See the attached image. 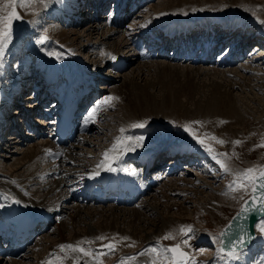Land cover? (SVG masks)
<instances>
[{"label":"rangeland","instance_id":"1","mask_svg":"<svg viewBox=\"0 0 264 264\" xmlns=\"http://www.w3.org/2000/svg\"><path fill=\"white\" fill-rule=\"evenodd\" d=\"M113 1L114 0H112L111 3H115ZM214 1L201 0L200 2H196L195 7L191 8L189 11L181 9L180 12H184V13H179V11H175V12L173 11V12L175 15L194 13V16L203 15L205 13L212 12L213 14L221 15L226 22L228 21L230 22L239 16L240 17L243 16L245 18L247 17L250 20L256 19L258 23H252L253 26H258L259 21L264 20L258 14L261 10H264V6L262 5L264 3V0H255L256 2H258V4L255 5L256 7L254 6V8H252L251 6L250 7L248 6L249 8L247 9L245 7H244L245 9L241 7L240 4L234 6L231 3V0H214ZM146 4H148V6ZM146 4L143 5V8H141L142 6L140 7L141 10L140 8L138 9L140 10L139 11L140 13L142 10L145 11V14L143 12L142 13L143 15L141 14L138 18H135L137 17L135 16L138 14L137 12H136L137 14L134 12L135 14L133 13V16L132 14L130 15L128 14L126 21L118 25V30L113 35L114 38H112L111 42L115 40H119V37L122 38V35H124L125 32L128 33L130 29L132 30L129 32L128 37L129 35L136 34V32L138 31V27L143 28L144 25L149 23V21H153L156 19L155 15L153 14L155 11L160 12V11H164L165 8H167L166 0H150ZM49 5H51V3H49L47 7H44V5L40 2V0H32V3L28 4V6L26 7H21L19 3H17L16 5V11L20 16V19L13 20L12 22L13 24L12 39L5 50L3 59L0 60V88L2 87V89H4L5 92H7L8 90L10 92L11 91L13 92L14 88L12 86L13 85L18 86V83L16 82L19 77V74L26 73L29 75L32 72H34L36 69H40L41 72L40 73L38 72L39 75L35 76L34 79L33 78L27 79L28 82L25 85L26 90L24 91V95L20 96V98L22 99L23 96L25 97L23 98V100H20L19 102L17 100L18 104H16L17 102H15L14 98L20 93V90L16 89L18 90V92L14 91L15 92L14 95H12L13 93L10 94V96L8 95L7 98L9 97L10 98L7 99L5 101L6 103L4 104V108L8 107L6 110L7 113L10 108H13L14 110L15 108H17V110L20 109L24 110L25 106L29 107V109L33 108L34 106L35 107L38 106L37 103H32L31 99L34 97L35 91H37L36 86L38 85V82L44 80L43 78L44 72H42V70L45 69V67L40 68L39 66L43 64L42 62H44V65L51 67V64H47V58L50 56L48 55V52L59 53L60 57H63V55L61 54L64 52V49L63 47L55 43L56 41L55 35H58L62 30L65 29H66L65 31L70 34V38L73 39L71 41H75L74 44L75 46L72 52L74 54L73 56L76 57V61L82 65L84 64L87 67V70L94 73L93 75L96 77V81L98 80L95 86L97 90L96 91L97 94L94 95V97L97 96L104 98L105 95L103 94V91L105 92L106 96H110L112 89H110L109 86L111 88L116 87L121 85L125 81H134L135 83H137V85H141V86L145 85L147 82L150 81L157 82L158 81L157 70H159L158 68H160L161 66H162L161 68L166 67L167 70L174 68L175 70L180 72L179 75L183 76V78L182 76L180 78L183 81L185 80L184 76L186 74H182L181 72L184 73L187 72L186 69L183 68L182 66L186 64L187 65H191V64L188 61L178 60L165 55H161V56L156 55L148 58L136 56L133 60H130L132 59V57L129 59L127 57V59L130 61L127 62V64L123 66V68L121 69L115 68L114 65H112L108 60L107 62L103 61L102 56L100 54L102 48L100 45L101 43L99 41L101 40L100 38H102V35L104 34L106 28L108 26H109L108 28H110L111 26L109 24H107L105 27L102 26L104 25V22L108 23L107 12L104 11L107 8L104 7L103 10L101 9L103 13H101L100 16H97V12H95L96 9L94 7L93 10L95 12V16H91L88 19L81 22L80 20L67 21L62 13L61 15L54 16L52 10L49 9L50 8ZM11 8L12 6L10 0H0V14H7V12L11 11ZM188 8H190V6ZM33 20H35L36 23H29V21H33ZM136 20L138 21L135 22ZM134 26H136L137 28ZM89 27H93L94 31L96 32L89 33ZM261 27L264 28V24L260 23V27H259L260 30H263ZM146 33H150V32L146 30ZM75 34H77L78 36L77 40L73 38ZM248 34L252 35L254 33L247 32L246 35ZM41 36H46L47 40L45 41L44 44L38 45L36 43V40ZM135 36L139 38L138 34H136ZM144 37H146L145 34ZM255 37L256 39L254 41L252 40L250 44H248L245 47L243 53L244 55L242 54L243 56L241 58H238L237 61L234 62L231 66L228 65L220 68V66H217V64L215 63L214 64L199 63L202 64L204 67L209 66L211 68L214 67L219 68V70H221L222 73L224 74H221V71L215 74L213 70L211 71L206 70L205 73L203 72L201 73V75H199L198 78L197 77L195 78L196 79L195 83H198V86L200 87L198 90L199 92L196 91L193 98H189V96L186 95L181 96L180 99L183 104L182 107L183 110L190 112L192 116L189 113H188L189 116L187 114L182 115L181 113L171 115L172 113L170 114V112H167L165 109L164 110L151 109L149 112L144 113L145 115H143L142 117L141 121H147V124L144 128L135 127V128H131L128 131V132L133 131L138 135L144 136L146 138L145 140H147L148 143H152V145H156V144H159V146L162 145L161 149L166 147H171L170 145H173V143L175 142H177L176 144L189 143L192 146L194 145L193 147L195 146L198 147L199 150L198 153L191 156V158L189 157L187 160H183L184 164L182 168H178V170H176L178 173H176L175 171L174 175L171 174L172 177H174L175 179L172 178L173 180H171L169 176H166V178L165 177L161 178V176H159V178L157 179L156 172L159 169H153L152 171H150L151 172L150 177H148V179L146 178V180L149 181L152 180V178L153 179L156 178L157 179V180L155 179L156 182H154L153 185L147 187L148 188L147 192L144 193L143 195H140L138 200H136L135 203L132 205H118L116 203L114 204V202L111 201L101 203V202H94L93 200L83 203V201L81 200L79 201L77 199L75 200V198H68L66 201L67 204L61 203L60 207L67 205L70 206L71 208L66 207L63 211L61 209H58L57 214L52 213L54 214L53 217L55 219L52 222L53 224L51 223V225L44 233L41 234H39V232L37 233L39 237L36 236V238L37 237L38 238L34 239V242L32 243L31 247L22 257L12 258V259L3 258L2 261L0 260V264H5L6 261L8 263L13 261H20V263L23 262L26 264H36L38 257L44 256L43 254H46L48 252L45 250L46 249L45 244L47 243V245H49L48 243L50 239L52 240L59 238L58 237L59 229L57 225L58 223L60 224L61 222L62 223L64 222V225H62L64 232L63 235L67 240L70 239L69 241H72L73 237L76 234L84 233L87 230L93 232L94 230L97 229L99 231L98 229L99 227L107 226V225L108 226L115 225L112 227L113 229L117 227L119 229H123L124 231H128V234L119 232V230H117L118 232L116 233H113L111 231H108L106 234L101 233L94 238H89L91 240V241L89 240L90 243L89 241H86L87 239L86 240L84 238L81 239L82 241L86 242L85 247L87 248H89L92 242L95 243L91 244V246L99 244L97 247H101L102 245L108 244L109 242H111V239H113L112 242L116 244V249H115L116 252L114 251L110 254L101 256L99 260H95L94 262L98 264H119L121 259L130 256H134L136 257L135 260H138L139 258H142L144 255L146 256L147 255L146 252H150V251H146L147 249L155 248L163 251L165 248H168L169 244H181L182 249L188 252L189 255L192 257V260L189 261V264H264V242L261 241L260 239H259L260 243L258 244V247L252 250L250 254L245 255V257H240L238 255L241 254H238L237 259L235 258L233 260H229L231 259L230 257L218 252V249H220V244H218V242H220V237H219L220 231L234 216V214L240 209L242 203L249 196L251 192V189H249L247 193L244 191H233L228 187L229 184L235 178V173H237L238 171L248 168L260 169L264 167V146H262L264 145V63L262 61L258 63L252 61L255 58L257 59V56L255 55L264 53V36L256 35ZM151 38L153 39L154 37ZM111 42L109 45H111ZM223 43L226 44V42ZM228 45H231V42L226 44V47ZM250 48L252 49V51L249 54L248 51L251 50ZM121 50L123 52L125 51L124 53L129 55L130 50L128 48L123 47ZM158 50L160 51V48ZM21 52L24 54L21 56H17ZM251 56H253L252 60H251ZM31 63H33L32 66ZM143 63H147V64L146 66L143 67L144 70L142 71L141 66L143 65L141 64ZM168 63L175 64V66L169 65ZM26 64H29L27 69H29L30 71L24 69L26 67ZM176 64L180 68L176 67ZM194 65H198V64H194ZM21 66H23V69H18ZM55 66L61 67L59 65H55ZM139 66H140V70L138 68ZM225 69L226 71L230 70V72L229 71L223 72V70ZM201 71H205V70H201ZM139 72L140 75H138ZM236 75L240 76L243 80L242 79L239 80L240 78ZM2 76L6 78L2 79ZM163 79H165L166 81V79L168 80L171 78L170 76L167 78V73L165 72ZM230 79L232 82L230 81ZM251 81L252 83L254 82L253 85H251L252 83L250 84ZM171 82L175 83L176 81L173 80ZM171 82H168V84ZM215 82H218L221 85H223L222 91H225L226 89V92L228 91L232 92L233 99L242 113L243 119L241 122H236L234 124L233 126L234 130L230 131V130H222V129L226 127V125L229 122L233 125L235 120L233 119L230 120L229 118L224 119V117H220V118L213 117L212 119V117L208 118L207 116H205L207 112L199 111L200 110L199 106L208 105L206 104V101L209 99L208 96L211 95V90H212L211 88H213V84L215 85ZM246 83H248L250 87L246 88V86H242V84H246ZM159 84L156 85L154 88H150L149 90L156 100L163 103L164 100L162 98L164 97L165 95L164 93H166L168 88L163 86L164 84L166 85V82H162V84L161 83ZM175 84H173V86H178L177 84L176 85ZM102 85L106 86L107 88H103ZM5 94H3L4 97L6 96ZM93 98H91V101L93 100ZM172 98L174 99L173 95ZM119 101H122V99ZM209 101H211V99H209ZM6 104L8 106H6ZM119 107H120V102L115 103L113 107L112 106L111 107L108 106V108L106 106L103 107L102 111L103 109L104 111L101 116L102 118L101 117L99 118L98 123L93 125L92 130L88 134L89 136L87 138L88 140L89 139L90 140L84 142L85 144H83L81 139L72 143L67 147V148L72 147L68 151L67 155L69 156V154L73 150L74 151L83 150L84 152H82V154H84L86 151L95 154V155L89 154L90 155L89 160L97 159V155L99 151L102 149V146H105L106 143L112 142L111 138L109 139L106 137L111 136L113 133H115V131L109 128L107 125L110 122V120L113 119L114 117L113 115L116 114V110H118ZM44 108L46 109L45 106ZM38 110H40V112L38 113L33 112L29 119L34 124H36V126H39L41 129H43V126L46 127V130H44L46 132V135L44 134L45 135L44 137L32 133L27 128L28 124L26 126L28 119H25V114L24 113L21 114L19 113V111L16 112V110L13 111L11 115L12 118H10V120L14 119L13 116H15L17 120L19 119L20 124L22 123L21 121L23 120L24 122L23 127H25V130L22 133L24 134V136H22V134H19V132H17L15 128H12L14 122L10 121L9 127H7V124H4V130L0 136V173H3L8 177L13 175V178L14 177L18 178L19 175H23L27 173L26 172L27 168L25 166V163H27L29 160L27 158V155L32 151L33 145L37 144L38 142H42V141L45 142V140L49 137L48 131H51V127L53 123L50 124L49 119H46V116H43L46 114V112L44 111L42 106L41 108L39 106ZM7 113H5V115L3 116L6 117ZM5 117H3V119L4 121H7ZM41 118H42L41 121H46L45 122L46 124L48 123L47 126H45V124L43 126L41 125L39 121ZM3 119L1 118L0 123L4 122ZM52 119H54V117H52ZM115 119L118 122L119 118L116 117ZM197 121L199 123H195ZM185 125H187L189 128L192 129L196 137H200L204 139L205 144L211 147L212 152L207 151L204 146L197 143L196 139H194L192 134L184 131ZM19 126L21 129V125ZM164 130H166L167 132ZM10 136H12L13 138H10ZM149 136L155 137L154 140L151 141ZM213 137H215L216 139H213ZM157 139H159L161 142L157 141ZM221 140L224 142L219 143L218 141ZM236 141H239V143H236ZM95 142L96 143L99 142L102 146L100 144H97V146L100 145L98 149L92 150L93 146L91 147V144ZM144 142L146 144V141ZM148 148H149V144H148ZM75 153L72 154L73 156H76L74 160L77 161V163H80L81 160H79L78 158H80L81 155H77ZM215 153L226 154V155L218 156L216 159L221 160L231 170L230 172L227 173L224 172L223 169H221L220 165L216 162V159H213V155ZM170 157L171 156H167L166 159H169ZM156 161L162 162L160 157L156 158L153 163L155 164ZM70 163L67 165L68 167H71ZM45 167L46 165L42 163V169L41 171H39V173H41ZM209 169H213V171L211 172L209 171ZM79 171H77V173H79ZM163 171L165 170L162 169L161 174L163 175L164 173L166 175L167 172H163ZM79 174H81V172ZM205 177H207L206 180L210 182L212 187L209 186V188H203V187L198 188L196 185H199L201 180H203ZM71 178L74 179L73 177ZM186 178L198 179L194 183L196 185L185 184L183 180ZM178 179H182V181L176 183L175 185L178 188L189 187L191 191L190 193L183 192L182 194L179 195L173 193L171 195V193L166 192L167 189H169L171 186L170 182ZM166 183L167 185L164 187L166 189L165 191L163 186ZM19 188L22 189V187ZM26 188L29 190V192L32 191V189H29V187L26 186ZM197 188L198 190H196ZM225 190H228L229 192L226 195H224L225 196L224 198L227 199L225 200L224 204L220 203L217 200L212 199L215 193L217 194L219 192L220 193L226 192ZM23 191L26 192V190ZM170 195L171 197H173V199L170 198ZM144 199L146 201L145 203L152 205V207H154L155 205L156 208V211L154 209L153 214H149L146 216L147 217L145 221L146 225H144L145 223L143 222V220L138 221L137 219L135 221V217L132 215L133 211H131L132 208L135 206L136 207L138 206L137 208L142 210L144 206H142L141 200ZM186 199H189L192 202L191 201L187 202ZM198 202L210 203V205L207 206L206 208H201L196 205ZM54 203L55 202H53V204ZM175 203L177 204V206H175L176 205ZM79 204L80 207H77ZM180 205H183L185 209L186 208L187 209L186 210L181 209ZM114 206L116 207L115 213H120L119 217H115L114 215H112L111 208H114ZM214 207L226 209L224 213H222L225 219L222 218L223 220L220 223H216L215 219H213L214 220L213 221L211 216L210 217L208 216V212H206V210H213ZM125 208L127 209L125 210ZM78 210L82 212V216L78 221L74 222L71 216H74V214L76 215V212ZM125 211L126 213L128 212V214L123 215ZM176 217H186L182 219L188 220L189 222L179 224L178 226H175L171 230L162 232L160 236H156L154 239H151L150 244L148 245H146L147 241L144 243H137L134 239L130 237V235H132L130 233L134 232L138 234L137 231H139V235L141 234L145 235L146 233H148V229L149 232H151V230L154 229L157 223H160V225H162L164 220L174 219ZM261 222H264V218L261 219L259 223H257L256 231L258 233V236L260 235L259 237L262 239L264 238V232H261L259 228ZM182 225H191L194 230V235L192 233H189V235L192 236V239L189 241L188 245H184L182 243V241L187 238L179 232V229ZM168 234H171L174 238L164 239V237ZM48 235H50V238H48V240L46 239L47 241H43L44 238H46ZM101 236L105 237V239L98 240L97 237H101ZM124 237H127L128 239L125 240L123 239ZM69 241H67V243L71 244ZM54 243L53 242L50 243V245L53 244L54 245L53 247H55L51 250V252L55 251L56 248H60L59 245L63 244L62 242L61 243L58 242L56 244ZM201 249H203V251H200ZM102 251L107 253L109 250L106 248ZM142 252L144 254L140 255L139 253ZM50 253L49 255L43 258L45 259L44 263H47L50 260L53 261L52 257L56 255V253L54 255H51ZM58 253L61 254L60 252ZM150 254L152 256H157V254H153V253ZM94 255H99L98 250L94 249ZM40 261L42 260L40 259ZM125 262L129 263L130 261L128 262V260H125ZM137 264H148V262L147 260H144L143 257V259H141L140 262L138 261Z\"/></svg>","mask_w":264,"mask_h":264},{"label":"bare ground","instance_id":"2","mask_svg":"<svg viewBox=\"0 0 264 264\" xmlns=\"http://www.w3.org/2000/svg\"><path fill=\"white\" fill-rule=\"evenodd\" d=\"M148 1H150V0H145L144 2H148ZM200 1L201 0H196V1H194V0H168L167 1L166 0V5H167L166 7L167 8H165L164 11H160V12H157L154 10L155 12L153 14L155 15L156 19L153 21H149V23L144 25L143 28L138 27V31L136 32V34L139 33L140 37H144L143 35L146 33V30H148V32H151V31L152 32H158L161 35V38L163 41V45L161 46V44H160V46H159L160 50L164 49L165 52L166 51L168 52V56L172 57V58L178 52V49H179L178 45L180 47L182 45V44H180V43H182V40H184L186 37H188L190 35H191V38L189 39V41H186L183 44V46H186V49L184 50L183 53L190 52L194 49L195 46L192 45L191 41H193V42L196 41V38H194L192 36V34L195 32L198 33L197 41H202V42H204V44L207 43L206 45H202L203 43H201L200 52H202V51L204 52L205 48L209 45L208 49H209L210 55H212V52H215V48H216L217 43L226 42V44H228L229 42H231V45H229L227 49L222 50V51H224L223 53L221 51V52H217L216 55H215V53L213 54V57L216 56L219 58V59L217 58L219 64L223 61L238 59V56L242 52V50H244L245 47L248 44H250V42L252 40L254 41L256 39V37H255L256 35L264 36V28L261 27L263 30L259 29L260 23L258 25L259 27L252 25V23H258V21H256V19L250 20L247 17L245 18L243 16L242 17L239 16L230 22L229 21L226 22L221 15L213 14L212 12H208V13H205L203 15H197V16H194V13H190V14L185 13V14H178V15L174 14L175 11H179V13H184V12H180L181 9L189 11L191 8L195 7L196 2H200ZM207 1H210V0H207ZM212 1H214V0H212ZM109 3H110V0H59V2H52L51 5H49V7H50L49 9L52 10V13L54 16L61 15V13H62L67 21L68 20L69 21L70 20L71 21L80 20L81 22H83L84 20L88 19L89 17L95 16V12L93 10L94 7H96L98 9L97 16H100L102 13L101 9L103 10L104 7L108 8ZM135 3L138 4L137 7L135 8L137 10L141 6H142L141 8H143V5H145L142 3V0H135ZM231 3L234 6H236L237 4H240L241 7H243V8L245 7L246 9L249 8L250 6L252 8H254V6L258 4V2H256L255 0H231ZM120 4H121V1L119 0L118 4L115 6L113 12H116V10L119 8ZM160 4H162V3H160ZM146 5L148 6V4H146ZM262 5L264 6V3ZM189 6H190V8H188ZM141 8H140V10H141ZM149 8H150V6H149ZM124 10L126 11V13L123 14V9L120 8L119 12L120 13L122 12V13H121V15L119 14V16L117 18H114V14H112V16H109L107 18L108 23L104 22V25H102V26L105 27L107 24H109L111 26H110V28H108L109 26L106 28L104 34L102 35V38H100L101 40L99 41L101 43L100 45L102 48L100 51V54L102 56V60L105 62H107V60L110 61V63L112 65H114V67L117 69L121 66H125L127 64V62H129L130 60H133L136 56H138V57L143 56L138 50H136V48L134 46V40H136V39H134L132 36H135L136 34L133 33L134 35H129V37H128L129 32L132 30V29H130V26H129L130 31L128 33L125 32V34L122 35V38L119 37V40H115V41L111 42L112 38H114L113 35L118 30V25H120L122 20H124V18H126L127 14H129V13H127L128 12L127 9H124ZM140 10L137 11L138 14L136 13L137 15H135V16H137V17H135V18H138L143 12L145 14L144 10H142L141 13L139 12ZM254 10H256V9H254ZM147 11H150V10H147ZM151 11H152V9H151ZM256 13H258V12H256ZM258 14L260 15V17H262L264 19V10H261ZM137 21L138 20H136L135 22H137ZM133 24H134V22H133ZM134 27H136V26H134ZM65 30H62L58 35H55V40H56L55 43H57L59 46L63 47V49H64V52L63 53L61 52L62 53L61 55H63V57H60V54H59V57H57V55H56L57 53L52 52L53 55H51L47 58V64H51V67L44 65V62H42L43 64H41V66H39L40 68L45 67V69L42 70V72H44L43 73L44 80H41L38 82V85L36 86V88H39V89L37 91H35V95L31 99V102L37 103L38 106H36V107L34 106L33 108H30V109H29V107L25 106L24 110H21V109L17 110V108H15L16 112L19 111V113L25 114V119H28V122L27 121L26 122L32 125V129H34V127L39 128V126H36V124H34L29 119L31 117V114L33 112H37V113L40 112V110H38L39 106H40V108H41V106L43 108V105L45 103L47 104V100H51V104H52L54 99L51 97L52 96L51 92L54 91L53 89L55 87H57L55 93L56 94L58 93L59 96L61 94H63L64 96L62 97V100H64V101H68V98L72 97L73 95H75L76 99L80 98L82 95H84V99H88V97L93 93V90L95 91V89H96L95 86H96L98 80L96 81V77L93 75L94 73L87 70V67L84 64L82 65L76 61V57L73 56L74 54L72 52L74 49V46H75L74 45L75 41H71L73 39L70 38V34L68 32H66ZM133 31H135V30H133ZM95 32L96 31H94L93 27H89V33H95ZM247 32L254 33V34H252V35L248 34L249 35L248 36V35H246ZM79 35H80V33H79ZM73 38L75 40H77V38H78L77 34H75L73 36ZM50 40H51V38H50ZM82 41H83V39H82ZM110 42H111V45H109ZM160 42H161V39L156 40L154 44H158ZM226 44H224V45H226ZM140 45H141V48L144 49V47L142 46V43ZM123 47H126L130 50L129 55L124 53L125 51L123 52L121 50ZM48 48H49V46H48ZM251 51H252V49L250 51H248L249 54ZM21 53L18 54L17 56H21L24 54V53H22V54ZM245 53H246V51H245ZM256 53H257V51H256ZM113 56L116 57L115 60L112 59ZM176 56H178V54ZM255 56H257V59L255 57H254L255 59L251 58V60L253 59L252 60L253 62L255 61L258 63V62L262 61L264 63V53L258 54ZM127 57H128V59L132 57V59L128 60ZM200 57H201V59L199 61H203L205 54L201 55ZM247 59H249V58H247ZM247 59H245V60H247ZM184 61H188L192 65L191 66V65L186 64V65L182 66L183 68L186 69V72H187V73L181 72L182 74H186L184 76L185 77L184 81L180 78L182 75H179L180 74L179 71L175 70L174 68H173L174 70L173 69L167 70L166 67H165L166 68L165 69L164 67L161 68L162 67L161 66L160 68H158L159 70H157V75H158L157 76V78H158L157 82L150 81V82H147L145 85L141 86V85H137V83H135L134 81H125L121 85L116 86V87L111 88L109 86V88L112 89L110 96L116 97L118 99L111 100L107 104H104L103 107H105V106L107 108H108V106L113 107L114 104L117 102H120V107L118 110H116V114L113 115L114 116L113 119L110 120V122L107 125L109 128L113 129L115 131V133H113L109 137L104 136V137L109 138V139L111 138L112 142L106 143L105 146H102L99 142L98 143L95 142V143L91 144V147L93 146L92 150L98 149V147L100 145L102 146V149L99 151V153L97 155V159L89 160V158H90L89 154H94V153H90V152L86 151L84 154H82V152H84L83 150L82 151L81 150L80 151H78V150L74 151L73 150L69 154V156L67 155L64 159H59V157L57 156L56 150L58 152L62 153V151L64 150L65 147L64 146L58 147L55 144L56 139L54 141V139L52 138V133H50L48 138L46 136L47 139L45 140V142L42 141V142H38L37 144L33 145L32 151L27 155V158L29 159V160L27 159L28 162L25 163V166L27 168L26 169L27 173H25L23 175H19L18 178L14 177L15 179L13 178V175L8 177V176L4 175L3 173H0V205H3V207H0V213H1L2 220H4V226L6 227L5 229L1 230V236L6 237L8 235L9 225L13 224V222L16 221L15 218L17 215H18V217H20L19 215L22 214L21 211L26 210L27 212H29V214L34 215V217H38V216L42 217L44 215V218L47 220V219H50V214L58 213L57 212L58 209H61L63 211L66 207L71 208L70 206H67V205L60 207L61 203H66L68 198H75V200L76 199L79 200L78 197H80V199H81V201H83V203L86 202L89 198L90 199L93 198L96 200V202H102V203L107 199V201H113L114 204L116 203L118 205L132 204L137 199L136 194L130 193V194H127L128 197L123 198L120 195L121 192H120L116 183H114L112 186L107 187V188H106V185H102L101 188H96V187L90 188L92 183L89 184L86 188V185L89 183V181H93L94 179H97V178L102 176L100 178V184H101L102 181L104 180L103 175H106V174H108V176H111L112 174L122 175L121 168H125L128 166V169L130 171H132L135 176H138V177H136V179L139 181V185H140L141 189H143V187L146 184L147 185H153L154 184V183L150 184L149 183L150 180L148 181V180H146V178L148 179V177H150V173H151L150 171H152L153 169H159L160 166H162V163L164 164L165 162L170 161V163L168 165V167H169L168 169L170 170L171 169L170 165L174 161L178 160V158H179V160H182L183 158H186V160H187L189 157L191 158V156L197 154L199 151L198 147L197 146L193 147L194 145L192 146L189 143L188 144H186V143L176 144L177 142H175V143H173V145H170L171 147H166L163 149H161L162 145L161 146H159V144L152 145V143H151L152 148L149 149L147 140H144V141H146V144L144 142L143 146L141 148H138L136 151L124 152L120 155L119 159L112 161V166H113V168L116 169L115 171L109 172V171H106L104 169H100V174L98 176H95V178H90L91 174L96 171L97 166L101 164L100 161L104 160V154L103 153H105L106 151H108L112 148L113 144L116 143V138L118 136L132 137L133 142L135 141L136 137L141 136V135L134 133L133 131H130V132H128V131L131 128H135V127H133V125L142 120L143 115H145L144 113L149 112L151 109H156V110H164L165 109L167 112H170V114L172 113L171 115L177 114V113H181L182 115L183 114L188 115V113L190 114V112L183 110V108H182L183 104H182V101L180 99L181 96L186 95V96H189V98L194 97L196 91H198L200 88L198 86V83H195V80H196L195 78L196 77L198 78L199 75H201V73H203V72L205 73L206 70L207 71L213 70L214 73L217 74V73H219V71H221V70H219V68H216V67L211 68L209 66L204 67L202 64H198V65L192 64L193 62H195V60L193 62L189 61V60H184ZM147 63L141 64V65H143V66H141L142 71L144 70L143 67L146 66ZM32 64L33 63H31V66H32ZM54 64L59 65L61 67H56ZM168 64L175 66V64H170V63H168ZM28 66H29V64H26V67L24 69H27ZM176 67H178L177 64H176ZM138 68L140 70V66ZM178 68H180V67H178ZM18 69H23V66H21ZM27 70L30 71L29 69H27ZM201 70H205V71H201ZM224 71H226V69L223 70V72ZM228 71L230 72V70H228ZM228 71H226V72H228ZM38 72L39 73L41 72L40 69H36L34 72H32L29 75L26 73L19 74V77H18L17 82H16V83H18V86L17 85L12 86L14 88L13 90L15 92H18V90H20V93L17 95L19 97L16 96L14 98L15 102H17V100H18V102L20 100H23V98L25 96H23L22 99L20 98V96L24 95V91L26 90L25 85L28 82L27 79H30V78L34 79L35 76L39 75ZM99 72H100V70H99ZM162 72H163V74H162ZM165 72L167 73V78L169 76L171 78V79H168L169 81L167 79H166V81H165V79H163ZM221 74H224V73H222V71H221ZM225 74H227V73H225ZM138 75H140V72ZM232 75H233V73H232ZM236 76H238V75H236ZM238 77L240 78L239 80L242 79L240 76H238ZM259 77H262V76H259ZM3 78H6V77L2 76V79ZM182 78H183V76H182ZM104 80H106V79H104ZM173 80L176 81L175 83L178 86H173V84H175V83L171 82ZM257 80H258V78H257ZM72 81H75L73 85H72ZM230 81H231V79H230ZM162 82H166V85L164 84L163 86L168 88L166 93H164L165 94L164 97L162 98L164 100L163 103L156 100L155 97L151 94V92L149 90L150 88H154L159 83L162 84ZM168 82H171V83L168 84ZM248 83L242 84V86H246V88L250 87V85ZM251 83H252V81L250 82V84ZM253 83L251 85H253ZM76 85H79V87L76 88ZM232 85H233V83H232ZM222 86L223 85H221L218 82H215V85L213 84V88H211L212 89L211 95L208 96L209 99H211V101H209V99H208L206 101V104H208V105L199 106V109H200L199 111L207 112V114L205 116H207L208 118L212 117V119H213V117L214 118L215 117L216 118L217 117L218 118L224 117V119L229 118L230 120L231 119L235 120L233 125L229 122L230 124L228 123L226 125V127H224V128L222 127L223 128L222 130H230L231 131V130H234V127H233L234 124L236 122H241L243 118H242V113H241L240 109L238 108V106L236 105V103L233 99L232 92H230V91L226 92V89H225V91H222ZM102 87L107 88L106 86H103V85H102ZM85 88H86V90L82 94V91ZM16 89H18V90H16ZM136 89H137V91H136ZM173 90H175V91H173ZM14 91L10 92L8 90L7 92H5L4 89H2V87L0 88V121H1V118L3 119V117H5L3 115H5V113H7L6 110L8 107L4 108V104L6 103L5 101L10 98V97L7 98L8 95L10 96V94H12V93H13L12 95H14V93H15ZM68 93H71V95L68 96ZM3 94H5L6 96L4 97ZM103 94L105 95V97H107L104 91H103ZM172 95L174 96V99L172 98ZM103 99L104 98H102L97 104H99L101 101H103ZM121 99H122V101H119ZM18 102L16 104H18ZM51 104H48L50 106L46 107V110H48V113L49 112L53 113V108H52ZM55 104H56V102H54V105ZM97 104H95V106ZM6 106H8V105L6 104ZM103 107H100L97 110V112L95 113V115L92 118V121H90L88 123H85V117L87 116V114L89 113V111L92 108L90 110L84 112V113H81V114H84L83 117L76 118V121L78 122L79 131L81 134L84 135L90 129V126L92 124L98 123V120L102 116V113L104 111V109L102 111ZM9 108H10V106H9ZM15 110L13 108H10L8 110V113L6 114V117H5L7 119V121H4V119H3L4 122L0 123V130H1L0 136L4 130V124H7V127H9L10 121L14 122V125L12 126V128H15L17 130V132H19V134H22V136H24V134L22 133L25 130V127H23L24 126L23 120L21 121L22 122L21 124H20L19 119L17 120L15 116H13L14 117L13 120H15V121L10 120V118H12L11 115H12L13 111H15ZM190 115L192 116V114H190ZM116 117L119 118L118 122L115 119ZM80 118H82V120H78ZM229 119H227V120H229ZM39 121H40L41 125H44L46 122V121H41V120H39ZM57 121H58V114H57V120L55 122V131L57 128V125H56ZM114 122L117 124H115ZM19 125H21V129H20ZM122 128L125 129V131L123 133L120 131ZM164 131H166V130H164ZM164 131H162V132H164ZM87 137L88 136H81V139H82L81 141L83 142V144H85L84 142H87V140H88ZM10 138H13V137L10 136ZM154 138L155 137H150V140L153 141ZM157 141L161 142L159 139H157ZM97 144H100V145L97 146ZM71 148H69L68 151ZM148 149H149V153L154 151L153 155L161 153L158 157L165 156L168 154H172L174 152L173 150H176L178 152V154L175 156H172L169 159H166L164 157H160L162 162L156 161L153 166L149 165V168L146 171L147 163L140 164L139 162H145V158L142 156L146 155L145 150H148ZM68 151H67V154H68ZM74 153L77 155H81L80 158H78L79 160H81L80 163H77V161L74 160V158H76V156L72 155ZM149 153L147 154L146 159L148 158ZM110 155H114V153H110ZM131 162L133 163L132 165H130ZM42 163H44L46 165V167L43 169V171L41 173H39V171H41V169H42ZM69 163L71 164V167L67 166ZM183 164H184V162L182 161V163L180 164L179 167L182 168ZM139 165H143L142 169H140L141 167ZM25 166H24V168H25ZM75 168H78V169H75ZM138 169L141 170V174L138 173V171H137ZM77 171H79V173L81 172V174L77 173ZM209 171L212 172L213 170L209 169ZM161 172H162V169H160L156 172L157 173V175H156L157 179L159 178V176H161V178H163V177L166 178V176H169L170 179L173 180L172 178H174V177H172L171 174L165 175L163 173V175H162ZM176 173H178V172L176 171ZM144 174H145V176H144ZM172 174L174 175V172ZM71 177H73L74 179H72ZM206 178L207 177H205L203 180H201L199 185L194 184L196 182V180H198V179H187L186 178L183 181L187 185L188 184L196 185L198 188L199 187L209 188V186H211V184L209 181L206 180ZM155 179H153V180H155ZM204 180H205V182H204ZM146 181H147V183H146ZM180 181H182V179H178V180L170 182L171 186L169 189H167V191L164 188L167 185V183L163 186V188L165 189L166 192L171 193V195L173 193H176L178 195L182 194L183 192L190 193L191 191H190L189 187L178 188L175 185L176 183H178ZM26 186L29 187V189H32V191L29 192V190L26 188ZM19 187H22V189H20ZM79 187L83 188L82 192H80V190L78 189ZM198 188L196 190H198ZM23 190H26V192ZM225 191L226 192H221V193L219 192L217 194L215 193V195H213L212 199L217 200L220 203L224 204L225 200H227L226 198H224L225 197L224 195H226L229 192L228 190H225ZM192 192H193V190H192ZM171 195H170V198L173 199V197H171ZM178 195H176V196H178ZM172 199H170V200H172ZM14 201H19V203H16ZM141 201H142V206H144L143 209L142 210L138 209L137 208L138 206L137 207L135 206L132 208L131 211H133L132 215L135 217V221L137 219H138V221L143 220V222L145 223L144 225H146V222H145L146 218H147L146 216L149 214H153L154 209L156 211V208H155V205H154V207H152V205L145 203L146 202L145 199L141 200ZM186 201L188 202L191 200L186 199ZM2 202H3V204H2ZM53 202H55V203L53 204ZM161 204H162V202H161ZM211 204H213V203H211ZM196 205L198 207H201V208H206L207 206L210 205V203L198 202ZM175 206H177V204ZM178 206H179V204H178ZM77 207H80V204ZM180 208L185 209V207L183 205H180ZM111 209H112V215H114L115 217L120 216V213H115V211H116L115 206H114V208H111ZM122 209H124V208H122ZM126 209L127 208H125V210ZM225 210L226 209H224V208L214 207L213 210H206V212H208V216L209 217L211 216L212 220L215 219L216 223H220L223 219H225V217L222 214V213H224ZM74 213H75V211H74ZM126 214H128V212L126 213V211H125V213L123 215H126ZM81 216H82V212L80 210H78L76 212V215L74 214V216H71V217L75 222V221H78L81 218ZM24 218H25L24 221L27 223H29L32 220V218H29V217H24ZM182 218H186V217H176L174 219H167V220L163 221L162 225H160V223H157V225L155 224L156 226L154 227V229H152L151 232H149V229H148V233H146L145 235H142V234L139 235V231H137L138 234L133 232V233H130L132 235H130V234L129 235L137 243H144L147 241L146 245H148V244H150L151 239H154L156 236H160L162 232H165L167 230H171L175 226H178L179 224L189 222L188 220H185ZM58 219H59V217H58ZM153 222H154V220H153ZM156 222H158V221H156ZM161 223H162V221H161ZM222 223H224V222H222ZM42 224H44L43 221H41V225ZM47 225L49 226V224H47ZM62 225H64V222L63 223L61 222L60 224L58 223V225H57L58 229H59V232H58L59 238L52 239V240L50 239L49 243H48L49 245H47V243L45 244L46 245L45 250L48 252L46 254H43L44 256H39L36 264H98V263L94 262L95 260L92 257H85V256H83V254H81L79 252H71L68 249L56 248L55 251L51 252V250L53 248H55V247H53L54 246L53 244L50 245V243H52V242L53 243L55 242L54 244H56L58 242H60V243L62 242L63 244H69V243H67V241H69L70 239L67 240L64 237ZM113 226H115V225L102 226V227L98 228L99 231L96 229L93 232L86 229L87 231H85L84 233L76 234L74 237L72 236L73 240L69 241V242L72 245H76L77 242H81V244H80L81 247H84V248L90 249V250L92 249L93 253H94V249H96V250H98V253H99L100 251H102L106 248H102V246L97 247L99 244L91 246V244H93L95 242H92L90 244L89 248H87V247H85L86 242L82 241L81 239L84 238L85 240L87 239L86 241H89L90 240L89 238H94L101 233L106 234L108 231L116 233V232H118L117 230H119V232H122L124 234H128V231H124L123 229H119L117 227H115V229H113L112 228ZM223 228H222V230H223ZM259 236H258L257 240L251 246L247 247L243 251L238 252V254H241L238 256L245 257V255L250 254L252 250H254L255 248L258 247L260 240L264 242V238H262L263 239L262 240ZM219 237H220V234H219ZM48 238H50V235H48L46 238H44L43 241H47ZM112 240L113 239H111V242H112ZM56 241H58V242H56ZM90 241H89V243H90ZM220 242H221V237H220ZM220 242H218V244H220ZM43 247H45V246H43ZM220 248H221V245H220ZM58 252H60L61 254H59ZM157 252L160 254L163 253V251L158 250V249H157ZM49 253L51 255H54L56 253V255H54L52 257L53 261L50 260L49 262L44 263L45 259H43V258L45 256L49 255ZM148 253H149V255H148ZM150 253H153V252H146L147 255L143 256L144 260H147L148 264H153V261H156V264H160V260L157 258V256H152ZM153 254H156V253H153ZM238 256L233 257L229 260H233L235 258L237 259ZM58 257H59V260L57 259ZM143 257L139 258L138 260H135V261L134 260H132L130 262L128 261L129 263L125 262V264H137L138 261L140 262V260L143 259ZM161 257H162V255H161ZM40 259L42 261H40ZM4 262H5V260H4ZM6 262H5V264H26L23 262L20 263V261H13L10 263H8V262L6 263Z\"/></svg>","mask_w":264,"mask_h":264},{"label":"snow or ice","instance_id":"3","mask_svg":"<svg viewBox=\"0 0 264 264\" xmlns=\"http://www.w3.org/2000/svg\"><path fill=\"white\" fill-rule=\"evenodd\" d=\"M40 2L44 5V7H47L49 3L52 2H59V0H40ZM11 3V11L7 12V14H0V60L3 59V56L5 54V50L8 46V44L11 42L12 35H13V20H19L20 16L16 11V5L19 3L21 7H26L28 4L32 3V0H10ZM29 23H36L35 20L29 21ZM259 23L264 24V20L259 21ZM47 40L46 36H41L36 40V43L38 45H42ZM48 55H53L52 52H48ZM57 57H59V53L56 54ZM113 60L116 59L115 56L112 57ZM113 99H118L116 97L107 96L104 97L103 101H101L99 104H97L94 108H92L87 116L85 117V123H88L92 121L93 116L97 112V110L102 107L104 104H107ZM195 123H199L198 121ZM147 124V121H141L133 125V127L138 128H144ZM122 133L125 131V129L120 130ZM184 131L190 133L193 135L194 139H196L197 143L204 146L207 151L212 152V149L210 146L205 144L204 139L200 137H196L193 133L192 129L189 128L187 125L184 126ZM213 139H216L213 137ZM145 137L144 136H138L135 138V141L133 142L132 137H125V136H118L116 138V143L113 144L112 148L104 153V160L101 161V164L97 166V169L95 172L91 174L90 178H95V176H98L100 174V169H104L106 171H115L116 169L112 166V161L119 159L120 155L127 151H136L138 148H141L143 146ZM219 143H223L224 141H218ZM236 143H239V141H236ZM264 146V145H262ZM119 150V151H118ZM50 151V150H49ZM110 153H114V155H110ZM226 155L221 153H215L213 155V159H216L218 156ZM216 162L220 165L221 169H223L224 172H230L231 170L219 159H216ZM233 191H244L248 192L249 189H251V192L249 194V200L251 201V207L249 206V200H246L244 205L241 208V213L248 212L251 210L252 207H259L261 211H264V168H248L241 171H238L235 173V178L231 181V183L228 186ZM259 192V195L257 193ZM16 203H19V201H14ZM0 207H3V205H0ZM229 227H231L229 225ZM260 231L264 232V222H261L259 225ZM179 232L187 237L182 241L184 245H188L189 241L192 239V236L189 235V233H192L194 235V230L191 225H182L179 229ZM221 237L225 235V233L220 234ZM174 238L171 234H168L164 237V239H170ZM98 240H103L105 237H97ZM123 239H128L127 237H124ZM81 242H77L76 245L72 244H61L59 247L61 249H68L71 252H79L83 254L85 257H92L94 260H99L101 256L110 254L115 251L116 244L113 242H109L106 245H102V248H107L109 251L107 253L100 251L99 255H94L93 251L90 249H86L84 247L80 246ZM245 244V238L244 234L241 233L238 235L234 242L230 244V247L226 250L223 246L218 249L219 253H222L223 255H226L230 258L237 257L238 255V249L243 248ZM146 251H150L157 254V258L160 260V264H189V261L192 260V257L189 255L188 252L183 251L181 244H176L172 247L165 248L162 253V259L161 254L157 252V249L150 248ZM200 251H203L201 249ZM144 253H140V255H143ZM59 260V257L57 258ZM136 257L130 256L121 259L119 264H125V260L132 261L135 260ZM153 264H156V261H153Z\"/></svg>","mask_w":264,"mask_h":264},{"label":"water","instance_id":"4","mask_svg":"<svg viewBox=\"0 0 264 264\" xmlns=\"http://www.w3.org/2000/svg\"><path fill=\"white\" fill-rule=\"evenodd\" d=\"M257 195H259V192L257 193ZM246 200H249V196L246 198ZM246 200H244L240 209L234 214V216L229 220V222L221 231V233H225V235L221 237V245L226 250L230 247V244L234 242L235 238L241 233L244 234L245 244L244 247L238 249V251L250 246L257 237L255 225L261 218L264 217V211H261L259 207H252L250 211L241 213V208ZM249 206L251 207L250 200ZM229 225L231 227H229ZM174 245L176 244H170L169 247H172Z\"/></svg>","mask_w":264,"mask_h":264}]
</instances>
